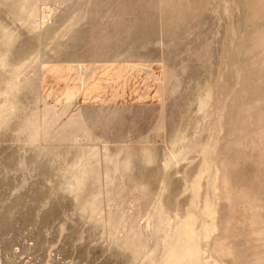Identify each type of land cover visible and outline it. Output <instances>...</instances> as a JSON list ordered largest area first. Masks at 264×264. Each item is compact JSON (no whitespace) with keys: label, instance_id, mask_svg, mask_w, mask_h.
<instances>
[{"label":"rangeland","instance_id":"1","mask_svg":"<svg viewBox=\"0 0 264 264\" xmlns=\"http://www.w3.org/2000/svg\"><path fill=\"white\" fill-rule=\"evenodd\" d=\"M178 244L264 264V0H0V264Z\"/></svg>","mask_w":264,"mask_h":264},{"label":"bare ground","instance_id":"2","mask_svg":"<svg viewBox=\"0 0 264 264\" xmlns=\"http://www.w3.org/2000/svg\"><path fill=\"white\" fill-rule=\"evenodd\" d=\"M21 2V1H20ZM22 3V2H21ZM21 7V6H20ZM29 13V12H28ZM62 71V70H61ZM94 81V80H93ZM96 91V90H95ZM181 235L183 237H188V238H191L192 237V230L190 228V223L189 221H185L182 225V230H181ZM182 247V249H184V253L186 254V256L188 257V259H197V256H196V252L193 253V250H194V247L191 249V248H188V246H183V245H174V246H171L167 249L166 251V261H167V264H169L172 260V257L173 255H177L178 254V248ZM178 257V256H177Z\"/></svg>","mask_w":264,"mask_h":264}]
</instances>
